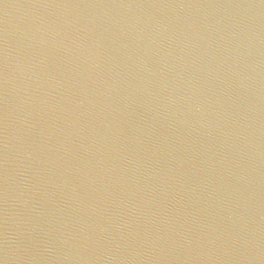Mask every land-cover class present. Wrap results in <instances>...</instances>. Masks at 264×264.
<instances>
[{"label":"water","instance_id":"1","mask_svg":"<svg viewBox=\"0 0 264 264\" xmlns=\"http://www.w3.org/2000/svg\"><path fill=\"white\" fill-rule=\"evenodd\" d=\"M0 264H264V0H0Z\"/></svg>","mask_w":264,"mask_h":264}]
</instances>
